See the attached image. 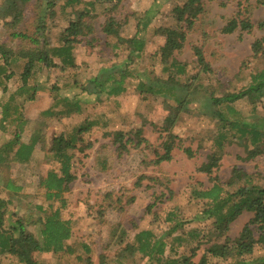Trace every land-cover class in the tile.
<instances>
[{
	"label": "trees",
	"instance_id": "16d2710c",
	"mask_svg": "<svg viewBox=\"0 0 264 264\" xmlns=\"http://www.w3.org/2000/svg\"><path fill=\"white\" fill-rule=\"evenodd\" d=\"M16 1L3 0L0 3L1 15L12 13L10 21L2 23L4 28L14 27L21 19L22 11L14 6ZM97 1L107 0H63L60 7L62 9L69 7L75 16L62 27L54 43H49L42 34L34 36L15 30L10 32L11 37L17 40L14 47L0 43L1 92L9 89L6 78L13 72L19 73L20 81L9 91L6 99H0V128L4 129L2 124L7 120L10 125L16 123L12 136L2 147L4 151L0 158L4 157L8 162L17 164L39 162L56 164L55 168L48 169L35 182L36 189L40 190L45 203L34 205L39 211L37 219L40 226L37 235L18 217H15L8 226L4 225L6 219L12 220L14 213H8L6 209L12 199L0 197V257L13 259L7 264H46L37 256L41 252L73 255L68 239L72 235V227L76 221L61 217V210L67 206L64 195L67 184L75 177L74 158L76 155L85 156L86 151L92 146L91 141L85 140L83 135L90 131H100L102 135L109 137L117 155L127 152L128 143L132 141L130 137H125L121 129L109 131L106 113L101 117L99 113L88 110L86 103L89 99L78 92L80 89L81 92L86 91L97 98L100 92H103L106 99L117 104V100L128 87L127 78L132 76L126 63L121 65L122 62H111L100 65L95 74L87 80V85L93 87L91 90L86 88V83L78 82V62L74 47L82 41L92 45L93 40L97 38L87 37L93 31L88 18L94 14V3ZM255 1L264 5V0ZM118 2L119 0H113L112 7L115 8ZM79 4L82 5L81 9L77 7ZM54 6V0H42V15L40 13L39 16L43 17L46 12L49 16L54 15ZM159 7V3L153 0L143 11L142 16L136 18L135 31L126 39L120 32L121 21L113 15H108L100 31L105 37H114L116 42L107 43L106 40L105 43L114 49L119 47L123 40L127 53L124 61L131 62L134 58H142L146 40L140 34L141 21L144 20L145 27ZM201 11L202 0H184L182 4L174 6V19L180 24L178 26L180 30L164 29L165 40L157 53L161 63L160 70L167 73L168 82L151 79L148 83L136 85V88L139 94L150 92L168 102L172 113L164 117V129H168L180 112L193 103L200 107V115L216 122L215 128L201 137L197 145L206 146L208 149L205 160L198 166V171L206 175L209 185L204 186L197 180L189 189V198L200 200L203 202L202 206L199 211L187 213L189 215L181 209L168 208L160 217V229L154 227L139 229L133 233L130 241L126 242L124 231L116 233L118 224H115L108 229V235L110 238L115 235L114 245L121 246L120 250L126 255L118 256L102 251L98 254L97 264H135L127 262V258L134 254L144 258L143 264H264V254L256 258L252 256L257 245L264 248V174L249 172L237 166H232L229 175L224 179L214 172L219 167L227 143L235 142L244 148V156L241 157L243 160H252L264 152V66L257 67L253 62L242 61L237 71L240 83H237L234 89L220 90L218 94L195 95L198 84H189L188 81L179 86L177 83L180 76L187 74V66L173 53L180 50L187 30L192 28ZM240 14L238 10L228 18L221 31L230 33L238 29L248 32L253 24L245 16L240 17ZM262 25L263 22H258L259 27ZM25 40L29 41L31 47L24 48L19 45ZM263 47L264 36L254 39L250 43L251 55H257ZM191 49L202 70L210 71V65L205 61L201 47L194 44ZM53 67L67 72L62 81L56 77L55 82L48 87L51 102L39 111L40 114L57 119L70 118L73 115L85 116L67 131L51 136L48 144L46 142V145L42 146V155L39 158L34 152L39 143L44 144V131L37 128L30 134L28 140L21 139L20 134L27 119L20 117L22 121L19 122L18 116L23 101L32 100L36 88H46L28 83L32 72L37 71L39 75L43 70ZM238 102L246 103L248 107L245 111L236 107ZM11 115L13 117H10ZM170 151L171 146L163 142L162 153L158 154L153 163L160 165L162 161H168L171 158ZM184 151L188 156L192 155L191 149L185 148ZM94 159L97 171L103 172L108 169L105 156L97 153ZM163 186L168 188L165 182ZM167 190L172 194L169 188ZM130 200L133 201V197H130ZM244 211L250 212V217L241 225L238 234L230 237V224ZM207 220L208 226L187 227L192 222ZM78 244L80 250L73 255L75 261L88 263V257L83 255L88 256L92 252L90 245L85 241H79ZM210 257L214 260L210 261Z\"/></svg>",
	"mask_w": 264,
	"mask_h": 264
},
{
	"label": "rangeland",
	"instance_id": "374dc122",
	"mask_svg": "<svg viewBox=\"0 0 264 264\" xmlns=\"http://www.w3.org/2000/svg\"><path fill=\"white\" fill-rule=\"evenodd\" d=\"M2 1L0 0V3ZM54 1L55 14L49 16L46 12L40 17L42 0L25 2L17 0L14 6L22 11L21 19L14 27L4 28L2 23L10 21L12 13L0 14V43L14 47L17 40L10 35L13 30L34 36H38L39 33L46 37L49 43H54L62 27L75 16L69 7L64 9L60 7L63 0ZM152 1L119 0L115 8L112 7L113 0L95 2L94 14L88 18L93 31L87 37L97 38L93 40L92 45L82 41L74 47L78 62V82L82 84L95 74L100 65L111 62L127 64L132 76L127 78L128 87L117 100V104L106 99L103 92H100L98 98L86 91L81 92L80 89L78 92L89 99L86 103L88 110L99 113L101 117L106 113L109 131L121 129L125 137H130L132 141L128 143L127 152L117 155L109 137H105L100 131H90L83 135L85 140L91 141L92 146L86 151L85 156L76 155L74 158L75 177L67 184L64 192L67 206L61 210V217L76 221L72 227V235L68 239L73 255L80 250L79 241L88 243L92 252L88 256L83 255L88 257V263L86 261L77 263L74 256L67 253H39L38 258L46 264H97L98 254L102 251L118 256L126 255L120 250L121 246L114 245L115 235L113 238L109 237L110 227L118 224L116 233L123 230L126 242L130 241L133 233L139 229L145 227L160 229V217L168 208L181 209L189 215L187 213L199 211L202 206L203 202L200 200L189 198V189L197 180L204 186L209 185L206 175L198 171V166L205 160L208 149L206 146L197 145L201 137L215 128L216 122L200 115V107L193 103L180 112L168 129H164V117L172 113L168 102L150 92L139 94L136 88V85L148 83L151 79L168 82L167 73L160 70L161 63L157 53L165 40L164 29L180 30L178 27L180 24L174 19V6L182 4L184 0H156L160 5L159 10L149 18L145 27L144 20L141 21L140 34L146 40V47L140 59L124 61L127 55L124 49L125 41L122 40L119 47L112 49L105 41L116 42V39L105 37L100 31L106 17L113 15L121 21L122 37L129 38L135 31L136 18L142 16ZM77 7L81 9L82 5L79 4ZM238 10L241 13L240 17L245 16L250 20L252 28L248 32L238 29L230 33L221 31L226 20ZM258 22H263V25L259 27ZM261 36H264V5L258 4L255 0H202V11L194 20L192 28L187 30L180 50L173 53L187 66V74L180 76L177 84L183 85L184 81L198 84L195 95L218 94L220 90L234 89L237 83H240L237 71L242 61L253 62L257 67L264 66V47L254 56L251 55L250 49V43ZM28 42L21 41L19 45L24 48L31 47ZM194 44L201 47L204 59L210 65V71H203L201 65L197 63L191 49ZM66 72L59 71L57 67L43 70L39 75L37 71H33L28 80V83L46 87L36 88L34 98L23 101L18 116L27 119L20 134L21 139L28 140L30 134L37 128L44 131V144L39 143L35 150L39 158L42 155V146L46 145V142L48 144L51 136L67 131L85 116L73 115L70 118L57 119L44 117L39 112L51 102L48 87L55 82L56 77L58 80L64 79ZM18 74L13 72L6 78L9 89L5 92L0 90V99H6L9 91L20 83ZM85 86L90 90L93 88L87 83ZM236 107L245 111L248 106L244 102H238ZM21 118L19 122L22 121ZM9 123L8 120L5 121L2 124L4 129L0 128V155L4 151L2 149L4 143L16 129V123L11 125ZM163 142L171 146V158L162 161L160 165H155L153 160L162 153ZM185 148L191 149V156L185 153ZM97 149H102L100 154L107 158L106 171H97L94 167ZM243 149L235 142L227 143L219 167L214 172L224 179L229 175L231 167L237 166L249 172L264 174V152L252 160H243L241 159L244 156ZM55 167L54 162L46 165L40 162L17 164L8 162L4 157L0 158V197L12 199L6 209L8 213H14L12 220L4 221L5 226L18 217L26 222L30 231L38 234L39 211L34 205L44 201L40 190L36 189L35 182L48 169ZM160 181L168 185L172 194L163 186L164 182ZM18 186L20 188L16 189ZM104 195L106 196L103 197ZM130 197L134 200L131 201ZM250 215V212L244 211L230 224V237L238 234L241 225ZM208 223L209 220L192 222L187 227L200 228L208 226ZM263 254L264 248L257 245L252 256L256 258ZM143 259L140 255L134 254L127 258V262L143 264ZM10 260L13 259L1 256L0 264H7ZM209 260L213 261L214 258L210 257Z\"/></svg>",
	"mask_w": 264,
	"mask_h": 264
},
{
	"label": "crops",
	"instance_id": "0c3cea01",
	"mask_svg": "<svg viewBox=\"0 0 264 264\" xmlns=\"http://www.w3.org/2000/svg\"><path fill=\"white\" fill-rule=\"evenodd\" d=\"M102 150V149H101ZM35 153V152H34ZM97 153H100V150H98L97 149V152L95 153V154H97ZM95 156V155H94ZM94 162H95V159H94ZM25 164V163H24ZM44 165V164H43ZM46 165V164H45Z\"/></svg>",
	"mask_w": 264,
	"mask_h": 264
}]
</instances>
